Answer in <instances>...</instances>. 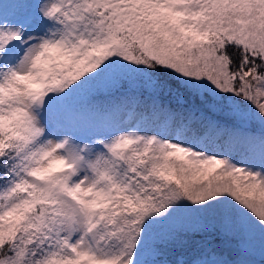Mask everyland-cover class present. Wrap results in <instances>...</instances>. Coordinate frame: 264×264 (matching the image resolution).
<instances>
[{
  "label": "snow or ice",
  "instance_id": "6c2138e0",
  "mask_svg": "<svg viewBox=\"0 0 264 264\" xmlns=\"http://www.w3.org/2000/svg\"><path fill=\"white\" fill-rule=\"evenodd\" d=\"M0 264H264V0H0Z\"/></svg>",
  "mask_w": 264,
  "mask_h": 264
}]
</instances>
